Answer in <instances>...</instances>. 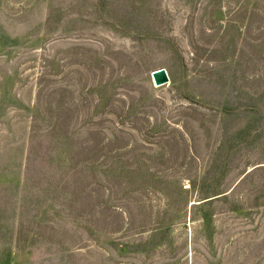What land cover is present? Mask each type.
<instances>
[{
  "label": "rangeland",
  "instance_id": "374dc122",
  "mask_svg": "<svg viewBox=\"0 0 264 264\" xmlns=\"http://www.w3.org/2000/svg\"><path fill=\"white\" fill-rule=\"evenodd\" d=\"M0 264H264V0H0Z\"/></svg>",
  "mask_w": 264,
  "mask_h": 264
},
{
  "label": "water",
  "instance_id": "95a60500",
  "mask_svg": "<svg viewBox=\"0 0 264 264\" xmlns=\"http://www.w3.org/2000/svg\"><path fill=\"white\" fill-rule=\"evenodd\" d=\"M152 78L156 85H162L170 80L169 73L165 67H161L152 71Z\"/></svg>",
  "mask_w": 264,
  "mask_h": 264
}]
</instances>
